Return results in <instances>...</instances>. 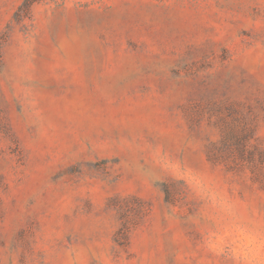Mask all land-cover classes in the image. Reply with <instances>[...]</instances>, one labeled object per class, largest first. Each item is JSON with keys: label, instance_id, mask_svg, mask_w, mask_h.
<instances>
[{"label": "rangeland", "instance_id": "374dc122", "mask_svg": "<svg viewBox=\"0 0 264 264\" xmlns=\"http://www.w3.org/2000/svg\"><path fill=\"white\" fill-rule=\"evenodd\" d=\"M0 264H264V0H0Z\"/></svg>", "mask_w": 264, "mask_h": 264}]
</instances>
